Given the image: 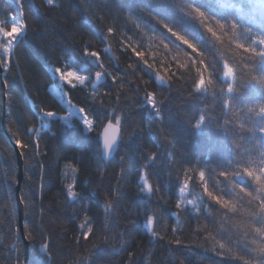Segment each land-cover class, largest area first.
I'll list each match as a JSON object with an SVG mask.
<instances>
[{"label":"trees","instance_id":"16d2710c","mask_svg":"<svg viewBox=\"0 0 264 264\" xmlns=\"http://www.w3.org/2000/svg\"><path fill=\"white\" fill-rule=\"evenodd\" d=\"M146 2L54 0L53 5H48L47 0H24L30 33L14 49L8 71L0 74V264H24L26 261L16 197L19 164L14 144L17 145V139L28 145L25 148L17 145L23 158L20 197L24 205V233L29 243L28 264H39L43 242L49 243L54 264H73L77 257L87 255L94 245L101 244L102 237L91 243L81 240L82 246H78L75 243L80 237L78 224L87 204V214L95 222L94 232L99 231L105 221V194L111 198L113 189L117 195L107 217L106 231L110 237L122 233L125 243L121 246L117 240L119 253L105 252L96 258L97 264H243L233 253L240 251L237 245L249 242L237 227L243 220L240 213L247 207L244 201L238 204L237 213L222 208L207 196L204 197L207 204H201L199 211L191 205L176 207L177 185L184 179L186 169L204 170L209 189L215 191L211 169L216 168V164L202 165L209 155L213 160L218 154L227 158L229 151L225 145L232 137L229 134L225 140L221 136L219 143L213 146L208 135H195L193 118H198L202 110L219 117V105L214 104L211 96L193 95L190 76L177 79L172 75H179L183 70L176 68L171 57L164 61L165 53L159 40L149 39L153 35L148 27L150 17L140 11ZM224 3L235 7L218 8L221 15H243L249 22L264 18V7H261L264 0L255 4L247 0H224ZM239 8H243V12L238 11ZM16 9L15 0H0V19H5L6 13L15 14ZM109 28L114 29L112 35L108 34ZM85 45L101 54L105 67L117 77V84L108 81L112 89L103 97V106L99 96L95 102L89 98L90 87L70 89L65 86V91L69 92L73 104L90 109V116L97 120L96 131L102 130L100 124L107 122L111 108H118L122 114L125 143L108 164L97 157L96 132L82 130L75 119L70 121L72 126L69 127L58 118L67 113L62 101L51 91L56 80L49 71V64L62 67L67 60L82 59ZM108 46L111 53L103 51ZM133 48L145 53L144 59L151 68L133 53ZM109 56L118 58V63ZM156 73L166 80L171 77L169 83L172 85L164 89L159 81H150L146 88L156 93L158 104L163 98L162 122L144 119L145 91L137 89V85L145 88L143 81L149 80L148 74L154 76ZM121 81L122 86L117 87ZM3 83L6 87L5 117ZM105 91L109 89L100 88L101 93ZM116 94L121 97L118 103L114 100ZM41 109L58 115L48 118L49 125L41 129L37 146V138L31 136L28 129L40 127ZM218 131L216 125L210 129L213 134ZM238 143L241 153L252 147L243 141ZM153 152L157 160L155 167L148 169V175L154 189L158 186L159 191L149 199L139 192L138 172L144 163L143 156ZM120 156L124 157L123 162ZM67 164L79 169L76 191L87 197L79 204L71 202L66 195L65 185L71 180V176H64ZM217 179L223 188L224 177ZM85 181L90 183L85 184ZM189 188L202 192L198 176L190 181ZM94 192L98 195H89ZM225 198L229 197L225 195ZM177 212L179 223L174 215ZM146 213L160 218L155 225L159 236L153 237L147 230ZM219 243L225 248L221 249ZM107 247L110 251V246Z\"/></svg>","mask_w":264,"mask_h":264},{"label":"snow or ice","instance_id":"6c2138e0","mask_svg":"<svg viewBox=\"0 0 264 264\" xmlns=\"http://www.w3.org/2000/svg\"><path fill=\"white\" fill-rule=\"evenodd\" d=\"M247 2L255 4L258 0H247ZM15 3L17 5L15 14L6 13V18L0 19V56L3 57L0 59V65L3 66L4 71L9 69L10 57L14 49L23 43L30 33V27L24 15V0H15ZM53 3L54 0H47L48 5H53ZM233 7L235 5L224 3V0H147L141 5L140 11L150 17L148 27L153 35L149 39L159 40V45L165 53L164 61L171 57L176 68L183 70L179 72V75L177 73L172 75L177 79H183L185 75L190 76L189 87L192 94H198L200 97L211 96L214 104L219 105V117L202 110L198 118H193L192 127L195 135H208L213 146L219 143L221 136L225 140H228L229 134L232 137L225 145L229 151L227 158L218 154L213 160L209 155L202 165V167H207L213 163L216 164V168L211 169L215 191L209 189L204 170L186 169L184 179L177 185L176 207L179 209L181 205L184 207L191 205L193 209L199 211L201 204H207L204 199L207 196L209 200L222 208L237 213L238 204L244 201L247 207L240 213L243 220L237 227L249 242L237 245L240 251L233 255L243 264H264V18L249 22L243 15L239 17L221 15L217 10ZM261 7H264V3H261ZM237 10L243 12V8ZM129 19L132 18L129 17ZM133 23L136 21L133 20ZM136 26L141 27L138 23ZM113 32L114 29H108L109 35ZM128 46L131 47V45ZM103 51L111 53L110 46L105 47ZM132 51L147 67H152L144 59V52H137L135 48ZM81 56L82 59L74 58L65 61L62 67H53L49 64V71L56 80L51 91L62 101L67 113L58 118L69 127L72 126L70 121L75 119L82 126V130L88 133L96 132L97 157L106 162L108 157L118 154L125 143L126 133L121 123L122 114L118 108H111L107 113V122L100 124L102 130L96 131L97 120L90 116V109L73 104L69 92L65 91V86L70 89H75L77 86L90 87L92 91L89 98L95 102L99 96V103L103 106L105 103L103 97L110 94L112 85L117 84V77L105 67L101 54L90 50L89 45L84 46ZM109 58L118 63V58L112 56ZM129 67L132 66L129 65ZM148 75L149 80L143 81L145 88L137 85L138 90L145 91L142 105L144 107L143 116L145 120L162 122L164 119L162 115L163 98L158 104L156 93L147 91L146 88L150 81H159L161 88L170 89L172 87L169 83L171 77L166 80L159 73L154 76ZM109 80L112 81V85L108 84ZM122 84L123 81L117 87H121ZM101 87H107L109 91L101 93ZM120 99L119 94L114 96L117 103ZM40 112L42 113L39 116L40 127L28 129L29 134L37 138V146L41 129L49 125L48 118L58 115L54 111L43 109ZM221 119L223 123H220ZM213 125L219 129L215 134L210 132ZM238 141L251 144L252 147L246 148L241 153L238 151L240 147ZM152 142L156 143V140ZM16 144L21 148L28 147L19 139L16 140ZM233 152L235 155L231 154ZM120 160L123 162L124 157L120 156ZM143 160L144 163L138 172L137 187L141 195L151 199L154 192L159 191V187L154 189L149 180L148 169L155 167L157 155L155 152L144 155ZM100 171L103 173L102 168ZM78 172L79 169L72 164L65 166L64 176H71L70 182L65 185L66 195L71 202L76 204H79L81 199H87L76 191ZM196 176H198L202 192L189 188L190 181ZM220 176L224 177L223 188L220 187L221 181L217 179ZM89 183L85 181V184ZM89 195H98V193L94 192ZM116 195V189L112 190L111 198L105 194V221L97 232H94L95 222L87 214L88 206L84 205V215L78 224L80 237L75 243L82 246L81 240L91 243L101 237L102 243L94 245L87 255L77 257L73 264H97L96 258L103 256L105 252H109L110 255L119 253L117 240L123 246L125 243L123 234L118 233L116 237H110L106 231L107 217L113 210V199ZM225 195L229 198L226 199ZM145 215L147 216V230L153 237L159 236L155 225L160 218L147 213ZM174 215L179 223V213ZM29 238H32L31 233H29ZM107 246H110V251ZM219 247L224 249L225 245L219 243ZM40 252L43 253V257L39 264H54L48 242L41 243ZM129 256L131 259L132 254L130 253Z\"/></svg>","mask_w":264,"mask_h":264},{"label":"water","instance_id":"95a60500","mask_svg":"<svg viewBox=\"0 0 264 264\" xmlns=\"http://www.w3.org/2000/svg\"><path fill=\"white\" fill-rule=\"evenodd\" d=\"M3 66L0 65V74L3 75ZM4 86V117H5V113H6V87L5 84L3 83ZM5 120V118H4ZM4 120H3V124H4ZM14 144V143H13ZM16 151H17V156H18V164H19V172H18V186L16 189V197H17V203H18V209H19V222H20V230H21V235L24 241V245H25V255H26V261L24 264H28V259H29V243L25 237V233H24V205L22 203L21 197H20V186H21V182L23 179V158L21 153L19 152L18 146L15 145ZM114 156L108 157L107 161L105 162V160L103 159V161L108 164L113 158Z\"/></svg>","mask_w":264,"mask_h":264}]
</instances>
